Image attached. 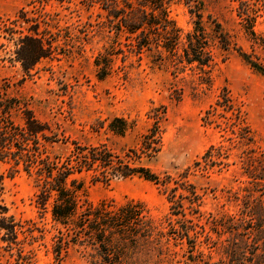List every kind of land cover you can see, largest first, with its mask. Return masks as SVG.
Listing matches in <instances>:
<instances>
[{
	"label": "trees",
	"instance_id": "obj_1",
	"mask_svg": "<svg viewBox=\"0 0 264 264\" xmlns=\"http://www.w3.org/2000/svg\"><path fill=\"white\" fill-rule=\"evenodd\" d=\"M235 1L251 42L264 47V36L255 29L264 0L259 5L253 0ZM81 2L88 9H99L98 16L103 19L98 20L97 31L116 38L115 44L106 47L94 60L99 78L111 72L115 56L141 57L151 52L157 61H170L176 69L195 65L204 74L201 83L211 84L209 72L214 58L203 14L197 8L198 0H187L196 18L193 29L186 33L170 15L171 0ZM34 18L21 9L14 19H0V37L10 44L8 59L19 63L26 75L41 60L52 57L58 48L56 38ZM215 26L219 41L227 48L230 45L227 34L220 23ZM238 51L264 75V64L259 59L243 48ZM221 108L231 112L229 116L223 115L228 124L231 121L229 143L209 145L178 176H161L142 163L144 154L153 157L162 147L160 122H154L143 135L139 151L128 149L122 154L106 144L72 141L73 147L67 154L54 155L49 144L63 139L54 136L51 125L32 108L12 96L7 85L0 84V164L9 165L8 176L24 170L33 178L35 207L40 218L50 215L52 251L60 260L78 247L89 264H142L143 258L150 259L156 250H163L162 238L169 231H164V222L151 216L144 201L131 198L124 202L94 203L89 198L90 182L110 183L138 176L159 185L167 195L170 203L167 225L176 227L173 235L196 253L197 257L191 260L194 264H264V150L256 146L245 112L227 88L205 110L204 124L221 126L218 122ZM16 111L21 112L22 122L14 119ZM109 126L124 135L131 124L124 117H115ZM236 147L243 148L239 155L243 179L236 189H226L227 200L235 209L206 214L202 209L203 195L191 182L190 175L195 171L208 174L229 168L235 163L231 156ZM6 176L0 170V264H37L35 245L45 238L47 229L34 218L23 222L10 212L5 201ZM175 217L182 218L178 226H174ZM204 244L210 249L208 253ZM213 252L219 259L212 262Z\"/></svg>",
	"mask_w": 264,
	"mask_h": 264
},
{
	"label": "rangeland",
	"instance_id": "obj_2",
	"mask_svg": "<svg viewBox=\"0 0 264 264\" xmlns=\"http://www.w3.org/2000/svg\"><path fill=\"white\" fill-rule=\"evenodd\" d=\"M253 2L259 5L262 1ZM197 8L203 14L213 52L210 85L201 83L204 74L195 65L176 69L170 61H157L151 52L141 57L115 56L111 72L101 79L94 60L106 47L115 44L116 38L97 31V22L103 19L98 16V8L88 9L81 0H0V19H14L23 9L29 17L40 20L41 27L48 28L58 45L52 57L41 60L26 75L19 63L8 59L10 44L0 37V84L7 85L12 96L32 108L41 120L51 125L54 136L64 140L49 144L54 155L67 154L73 147L72 141L106 144L122 154L128 149L139 151L143 135L154 122H160L162 147L153 157L144 154L142 163L161 176H178L209 145L229 143L231 121L228 124L224 116L231 112L219 110L221 126L204 124L202 119L224 88L245 112L255 144L264 150V75L238 51L239 47L243 48L264 64V47L251 42L238 15L237 1L198 0ZM170 15L184 33L193 29L196 16L190 12L187 0H171ZM216 23L227 34L230 44L227 48L219 41ZM255 29L264 36V10H260ZM115 117L130 122L131 127L124 135L110 129ZM14 119L22 122L20 111L14 113ZM242 150V147L232 150L231 161L235 163L229 168L208 174L195 171L190 175L191 182L203 195L202 209L206 214L235 209L227 200L226 189H236L243 179L239 156ZM8 168V164H0V170L7 175L5 201L10 212L23 222L34 218L47 229L45 238L35 245L37 264H89L78 247L72 248L64 259L56 258L52 251L51 218L50 215L39 217L33 178L24 170L8 176ZM88 185L89 198L94 203L139 199L147 204L153 218L164 222V231H169L162 238L165 247L156 250L152 258H143L142 264H194L191 260L197 257L196 253L173 235L176 227L167 225L170 203L159 185L138 176ZM175 219L174 226H178L182 218ZM204 250L210 251L205 244ZM218 259L219 255L213 252L212 262Z\"/></svg>",
	"mask_w": 264,
	"mask_h": 264
}]
</instances>
